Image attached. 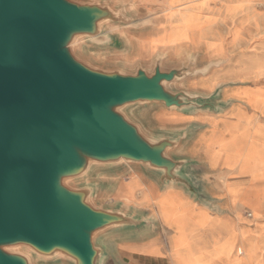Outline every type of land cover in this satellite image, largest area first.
<instances>
[{
  "label": "water",
  "instance_id": "obj_1",
  "mask_svg": "<svg viewBox=\"0 0 264 264\" xmlns=\"http://www.w3.org/2000/svg\"><path fill=\"white\" fill-rule=\"evenodd\" d=\"M113 0H0V264H103L102 240L148 224L103 200L104 177L128 166L196 191L178 150L187 130L157 133L132 109L214 108L179 88L192 62L133 69L85 48L117 45L136 24Z\"/></svg>",
  "mask_w": 264,
  "mask_h": 264
},
{
  "label": "crops",
  "instance_id": "obj_2",
  "mask_svg": "<svg viewBox=\"0 0 264 264\" xmlns=\"http://www.w3.org/2000/svg\"><path fill=\"white\" fill-rule=\"evenodd\" d=\"M228 1L243 3L239 8L242 13L236 19L246 13L252 18L240 23L225 19L222 14L225 8H204L201 11L204 16L214 15L217 19L201 28L204 36L198 46H188L179 54L161 48L153 51L155 37L162 34L156 32L155 24L160 21L157 16L166 8L165 0L118 2L128 3L131 9L136 4L146 3L150 9L147 17L132 24L139 28L137 34L126 35L124 28L131 25L116 30L115 48L120 49L124 43L126 53L130 52L137 59L153 57V63L159 56L163 63L171 59L172 66L192 62V68L203 73L186 79V89L212 95L210 101L214 108L176 109L178 112L167 108L171 111L169 115L175 114L168 123L177 130H187V138L178 153L192 160L185 172L196 191L163 182L156 173L138 166L122 168L103 178L102 196L106 203L131 210L148 220L143 228L105 236L102 243L107 254L103 264H264V177L251 178L250 161H244L241 154L215 146L216 141L220 143L235 136L244 140L246 148L255 143L264 154V0H249L248 5L247 0ZM214 5L219 7L221 1L216 0ZM205 39L221 42L225 55L209 56ZM212 73L218 78L211 86L206 85L204 79ZM193 79L198 80L193 82ZM244 167L246 170L242 169ZM128 171L133 172L124 177ZM132 177L139 180L141 186L136 188L132 201L126 202L121 189ZM168 189L186 201L193 214L182 229L163 221L155 213V203H146L138 195L139 191L148 190L160 195ZM202 218H205L204 223H201ZM248 221L260 228L259 234L248 235V242L256 241L258 247L253 250L251 259L247 256L236 262L234 256L225 255L231 247L229 240L226 239L225 245L219 243L229 235V230L247 226ZM241 242L239 239L238 245Z\"/></svg>",
  "mask_w": 264,
  "mask_h": 264
},
{
  "label": "rangeland",
  "instance_id": "obj_3",
  "mask_svg": "<svg viewBox=\"0 0 264 264\" xmlns=\"http://www.w3.org/2000/svg\"><path fill=\"white\" fill-rule=\"evenodd\" d=\"M115 3H118L123 0H113ZM216 0H165L166 8L157 16L155 29L157 33H162L159 36H156L154 39L153 51L157 49H169L174 53H182L185 51L188 46H198L203 41L202 30L201 28L208 24L210 21L217 19L214 15H203L201 13L204 8H225L223 9V16L227 20L238 21L244 23L249 21L252 17L248 13L246 16L239 17L236 19V16L239 15L243 3L234 2L231 3L228 0H220L221 5L215 7L214 2ZM245 4H249V0ZM126 9L128 14L132 17L134 23L139 22V20L147 17L149 15V9L147 8L146 3H139L135 5V8H130L129 4L126 3ZM154 27V26H153ZM139 28L137 27H126L124 28L126 35L131 37L134 34H137ZM237 30L234 29V32ZM120 49L115 47L100 49L95 46H90L85 48V53L89 54L92 59L103 66L106 67H122L126 69H133L138 64H143L147 67H151L153 64V57L149 59H137L131 54L126 53L127 47L124 43L120 45ZM205 50L209 56L218 55L223 56L226 53L225 46L221 43H214L210 40L205 39ZM219 62H216V64ZM173 61L165 60L164 65L172 66ZM259 69V68H257ZM215 74V73H214ZM204 79L206 85L211 86L215 79L218 78V75H214ZM200 79L202 77H199ZM199 79V80H200ZM198 80V79H193ZM186 83L179 84V88H186ZM257 99V98H256ZM255 99V101H256ZM178 112L176 109H173ZM170 110H168L162 104H150L147 107H135L132 109L133 115L142 121L148 129H151L157 133H161L164 130H174L177 127L170 125L168 122L171 116L175 117V114L169 115ZM173 119V118H171ZM177 130V129H176ZM208 147L211 146V143H207ZM215 146H220V148H225L232 151L234 154H241L244 156V161H250L253 167L248 171L253 179H259L264 177V154L258 150L255 143H251L248 148H246L245 142L243 139L236 138L235 136L230 137L225 141L215 142ZM255 154V155H254ZM246 170V167L242 168ZM134 170V169H133ZM133 171H128L126 173L127 177ZM243 173H245L243 171ZM123 177V178H124ZM141 186L139 180L135 177L129 179L126 185L123 186L122 195L125 197L126 202H130L133 199V196L136 195V188ZM171 189H168L160 195H156L153 191H139L138 195L146 203H155V213L165 222L173 223L177 225V228H184L190 220L193 218V214L190 210V206L186 201H184L180 196L173 195ZM104 200V198H103ZM105 201V200H104ZM205 222V218H202L201 223ZM247 226H241L239 229L235 227L232 231L229 230L228 236L224 238L219 244L225 245L226 239L229 240L230 249L228 253H225L227 256H234V260L241 261L247 256L250 257L253 255V250L258 247L256 241L248 242L249 233L259 234L260 228L258 224L255 227L251 224L250 221L247 222ZM242 242L238 245V240ZM155 251V249H151ZM244 252V254H242Z\"/></svg>",
  "mask_w": 264,
  "mask_h": 264
},
{
  "label": "built area",
  "instance_id": "obj_4",
  "mask_svg": "<svg viewBox=\"0 0 264 264\" xmlns=\"http://www.w3.org/2000/svg\"><path fill=\"white\" fill-rule=\"evenodd\" d=\"M249 216H251L252 214L251 213H248Z\"/></svg>",
  "mask_w": 264,
  "mask_h": 264
},
{
  "label": "bare ground",
  "instance_id": "obj_5",
  "mask_svg": "<svg viewBox=\"0 0 264 264\" xmlns=\"http://www.w3.org/2000/svg\"><path fill=\"white\" fill-rule=\"evenodd\" d=\"M255 155V154H254ZM258 198V195L256 196Z\"/></svg>",
  "mask_w": 264,
  "mask_h": 264
}]
</instances>
